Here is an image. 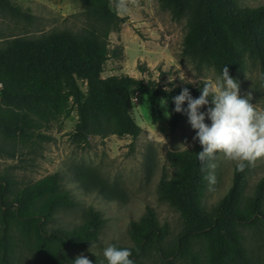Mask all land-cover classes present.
Segmentation results:
<instances>
[{
  "label": "trees",
  "instance_id": "16d2710c",
  "mask_svg": "<svg viewBox=\"0 0 264 264\" xmlns=\"http://www.w3.org/2000/svg\"><path fill=\"white\" fill-rule=\"evenodd\" d=\"M110 1L83 0L93 28L80 32L51 31L36 38H15L0 46V132L4 134L13 126L21 132L39 128L62 114L68 116L72 104H76L79 121L71 133L73 142L86 144L91 135L135 138L141 131L131 116L134 109L131 93L135 86L148 90L152 87L156 96L168 100L172 128L188 120L186 113L174 111L173 97L187 87L192 97L198 98L202 83L165 87L154 81L144 84L143 80L126 74L102 77L106 62L112 55L117 57V52L108 46V34L118 30L124 21L108 9ZM161 1L175 17L187 18L184 55L198 65L213 67L220 74L227 66L230 76L238 83L245 57L258 59L264 83V4L243 8L235 0ZM0 8L19 11L11 0H0ZM80 80L87 82L86 92ZM209 106L200 110L206 112ZM183 107H187V102ZM38 137L50 139L42 133ZM200 151L202 146L195 140L192 147L167 153L175 172L161 178L159 199L180 211L185 228L172 250L166 253L162 243L169 231L158 224L153 208L148 206L146 217L131 221L135 244L116 246L130 249V259L134 262L156 248L163 254V264H179V258H187L189 264H254L243 244L241 228L264 229V174L254 192L246 195L249 166L244 171H238L235 166L229 192L209 210L202 197L207 184L204 177L210 172L206 165L210 162L197 159ZM202 167L206 170L201 171ZM80 180L88 189H98L108 195L111 192L91 170L82 173ZM9 194L14 195L13 200H9ZM73 205L68 191L61 187L58 173L17 192L13 181L0 176V264H16L21 236H26L27 243H35L40 250L50 254L54 250L58 252L54 260L59 264H74L61 250L67 244L89 243L104 220L99 211L90 208L80 230L47 233L44 227L51 213L58 207ZM33 235L35 242L30 239ZM177 255L178 258H173Z\"/></svg>",
  "mask_w": 264,
  "mask_h": 264
},
{
  "label": "rangeland",
  "instance_id": "374dc122",
  "mask_svg": "<svg viewBox=\"0 0 264 264\" xmlns=\"http://www.w3.org/2000/svg\"><path fill=\"white\" fill-rule=\"evenodd\" d=\"M19 11L14 13L0 8V46L20 38H36L51 31L70 30L80 32L91 27V19L83 0H11ZM243 8L264 4V0H235ZM108 9L115 12L113 0ZM123 22L118 30H111L108 46L117 52L104 66L102 77L130 75L144 84L151 81L165 87L186 83L187 79L216 80L221 74L213 67L198 65L193 58L184 55V39L188 31L187 18L175 17L161 0H138L127 15H119ZM245 67L240 77V95L252 94L251 102L264 109V83L258 59L245 57ZM180 76H185L182 81ZM84 92L87 82L79 81ZM2 84H0V88ZM141 92V100L131 116L141 128L137 137L111 134L89 136L88 143L77 144L71 133L79 121L76 104H72L68 116L60 115L39 128L21 132L10 127L0 132V176L13 181L15 191L36 181L58 173L62 189L67 190L74 201L71 207H58L45 224V231L80 230L86 223L90 208L99 211L103 218L97 235L85 245L67 244L61 251L73 261L83 254L100 264L108 245L133 246L131 221H140L152 207L160 226L169 234L162 247L166 253L172 250L178 235L185 228L184 217L174 206L159 199L158 184L163 177H170L175 168L167 153L180 151L194 145L196 130L188 120L178 127L170 125L169 102L154 94L152 87L135 86ZM1 100V98H0ZM72 100V99H71ZM166 102V105H165ZM206 123H211L206 117ZM50 139H40L38 134ZM215 183L207 180L202 201L207 209L220 203L230 190L234 179L235 163L218 153L215 160ZM88 170L96 172L99 179L111 190L108 194L98 189L86 188L80 175ZM264 174V160L249 166L246 175L245 194L251 195L258 180ZM9 200L14 195L9 194ZM43 219V217H42ZM46 218H44L45 220ZM243 244L254 264H264V229L255 226L242 227ZM18 248L16 264H59L55 250L50 254L40 250L35 243H27L26 236ZM35 242V235L31 238ZM200 248V245H196ZM58 253V252H56ZM178 258V255L173 257ZM187 258L179 264H189ZM134 264H163V254L152 248Z\"/></svg>",
  "mask_w": 264,
  "mask_h": 264
},
{
  "label": "clouds",
  "instance_id": "9594fccd",
  "mask_svg": "<svg viewBox=\"0 0 264 264\" xmlns=\"http://www.w3.org/2000/svg\"><path fill=\"white\" fill-rule=\"evenodd\" d=\"M137 3L138 0H113L117 15H127ZM180 79L186 80L185 76H180ZM186 82L203 84L198 98H193L187 87L173 97L174 111L186 113L188 123L196 130L193 139L202 146L197 159L202 163L209 161L206 167L214 170L216 164L211 161L220 153L225 159L234 162L238 171H244L248 166H255L258 160H264V109L254 106L250 92L244 97L240 95L239 84L230 76L228 67L225 66L214 81L187 79ZM185 102L186 108L183 107ZM209 104L211 106L206 112L200 110ZM206 117L210 124L205 122ZM205 170L202 167L201 171ZM204 178L210 184L215 183L214 173ZM131 256L130 249H120L111 244L103 251L107 264H134ZM74 264H92V261L81 254L76 257ZM100 264H104V260Z\"/></svg>",
  "mask_w": 264,
  "mask_h": 264
},
{
  "label": "built area",
  "instance_id": "2783aa9c",
  "mask_svg": "<svg viewBox=\"0 0 264 264\" xmlns=\"http://www.w3.org/2000/svg\"><path fill=\"white\" fill-rule=\"evenodd\" d=\"M141 92L138 88H133L132 89V93H131V101L133 104V107L135 108L137 106V104L140 102L141 100Z\"/></svg>",
  "mask_w": 264,
  "mask_h": 264
}]
</instances>
